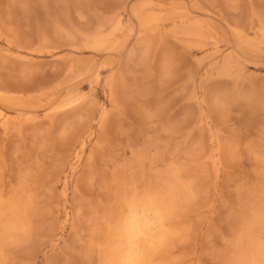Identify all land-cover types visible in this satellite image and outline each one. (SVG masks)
<instances>
[{"label": "rangeland", "instance_id": "rangeland-1", "mask_svg": "<svg viewBox=\"0 0 264 264\" xmlns=\"http://www.w3.org/2000/svg\"><path fill=\"white\" fill-rule=\"evenodd\" d=\"M133 185L153 264H264V0H0V264H105Z\"/></svg>", "mask_w": 264, "mask_h": 264}, {"label": "clouds", "instance_id": "clouds-1", "mask_svg": "<svg viewBox=\"0 0 264 264\" xmlns=\"http://www.w3.org/2000/svg\"><path fill=\"white\" fill-rule=\"evenodd\" d=\"M172 213L163 194L130 186L107 225L105 264H153L167 240Z\"/></svg>", "mask_w": 264, "mask_h": 264}]
</instances>
